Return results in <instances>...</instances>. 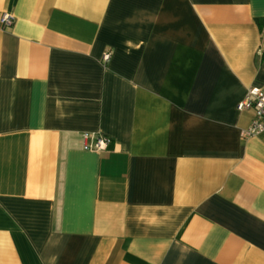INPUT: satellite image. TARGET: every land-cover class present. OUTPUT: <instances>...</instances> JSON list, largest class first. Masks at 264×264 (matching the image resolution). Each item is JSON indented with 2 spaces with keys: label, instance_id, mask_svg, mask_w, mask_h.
<instances>
[{
  "label": "crops",
  "instance_id": "obj_1",
  "mask_svg": "<svg viewBox=\"0 0 264 264\" xmlns=\"http://www.w3.org/2000/svg\"><path fill=\"white\" fill-rule=\"evenodd\" d=\"M3 13L0 264H264V0Z\"/></svg>",
  "mask_w": 264,
  "mask_h": 264
},
{
  "label": "built area",
  "instance_id": "obj_2",
  "mask_svg": "<svg viewBox=\"0 0 264 264\" xmlns=\"http://www.w3.org/2000/svg\"><path fill=\"white\" fill-rule=\"evenodd\" d=\"M0 21L3 26H9L12 23V17L8 13H3ZM108 58L109 53L103 54L102 59L104 61L108 60ZM236 109H251L253 111V118L245 131L246 134L257 135L264 133V92H262L261 89L258 87L248 88L244 98L236 104ZM84 138H87L86 134ZM108 144V137L102 134L96 136L95 149H104Z\"/></svg>",
  "mask_w": 264,
  "mask_h": 264
}]
</instances>
